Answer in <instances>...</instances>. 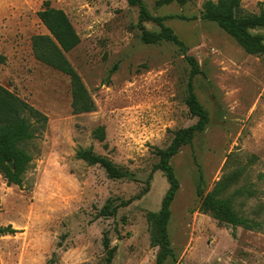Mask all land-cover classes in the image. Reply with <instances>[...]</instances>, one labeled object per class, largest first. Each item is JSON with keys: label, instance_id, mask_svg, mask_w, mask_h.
I'll return each mask as SVG.
<instances>
[{"label": "rangeland", "instance_id": "rangeland-1", "mask_svg": "<svg viewBox=\"0 0 264 264\" xmlns=\"http://www.w3.org/2000/svg\"><path fill=\"white\" fill-rule=\"evenodd\" d=\"M140 1L186 55L165 41L143 43L138 9L127 0H0V85L48 118L29 145L22 186H6L0 175V227L17 231L0 237V264H105L104 236L115 249L111 264H155L148 215L169 189L162 172L151 173L155 150L197 121L184 104L185 56L198 64L192 85L209 122L170 161L179 188L167 226L172 257L164 264H264V53L247 54L203 20L207 0ZM46 2L66 14L79 38L65 56L95 104L92 113L73 115L68 77L33 57L32 37L48 34L36 15ZM260 14L264 0H241L240 16ZM142 25L160 32L153 22ZM250 33L264 42V26ZM98 126L103 142L91 135ZM78 148H91L128 177L109 179L100 166L77 160ZM231 175L237 180L228 194L240 187L254 193L236 197L234 210L261 223L260 231L198 211L201 197ZM106 204L116 208L113 216L100 215Z\"/></svg>", "mask_w": 264, "mask_h": 264}, {"label": "trees", "instance_id": "trees-1", "mask_svg": "<svg viewBox=\"0 0 264 264\" xmlns=\"http://www.w3.org/2000/svg\"><path fill=\"white\" fill-rule=\"evenodd\" d=\"M170 1L164 0L163 3H169ZM240 2L241 0H217L216 2L207 0L203 4L201 18L216 23L247 54H262L264 53L263 39L258 35L251 34L250 30L264 26V14L240 16ZM127 3L130 7L138 9V29L141 32L143 43L158 44L165 41L177 46L179 51L186 55V47L170 28L163 25L162 18L152 17L140 0H127ZM43 6L44 8L38 11L36 15L48 34L32 37L33 57L40 63L68 77L73 115L92 113L95 111V104L79 75L65 56L78 45L79 38L70 20L62 10L50 7L48 2L44 3ZM143 22L157 24L160 27V32L152 33L145 30L142 25ZM185 57L191 69L186 84L184 104L190 116L196 118L197 121L188 128L175 131L168 147L155 150L159 161L153 166L151 173L162 172L169 184V189L161 202L160 210L157 213L148 215L153 230L152 243L159 249L155 264H164L167 258L172 257L167 226L171 215L170 206L178 191L179 183L175 178L170 161L182 147L191 144L194 135L203 132L209 122L208 113L199 103L192 85L193 77L200 73L198 64L193 57ZM4 63L5 57L0 54V65ZM110 73H112V70ZM47 120L46 115L0 85V175L6 186H22L23 175L32 161L28 150L29 145L43 132ZM91 135L97 141L103 142L105 140L104 127H96ZM75 158L89 166H100L111 180L128 177L126 171L114 165L107 158L96 155L91 148H78ZM151 175H149L147 183L151 180ZM236 180L237 176L233 175L218 180L212 190L201 197L198 211L209 215L218 223L232 227H242L249 231H260L262 228L261 223L240 216L234 210V199L236 197H254L252 190L246 187L237 188L228 194V188ZM115 209L109 210V206L106 204L101 209L100 215L113 216ZM16 232L10 225L0 227V237L14 235ZM102 246L106 249L105 264H111L115 249L110 247L107 236L103 237Z\"/></svg>", "mask_w": 264, "mask_h": 264}, {"label": "water", "instance_id": "water-1", "mask_svg": "<svg viewBox=\"0 0 264 264\" xmlns=\"http://www.w3.org/2000/svg\"><path fill=\"white\" fill-rule=\"evenodd\" d=\"M10 164V163H9Z\"/></svg>", "mask_w": 264, "mask_h": 264}]
</instances>
